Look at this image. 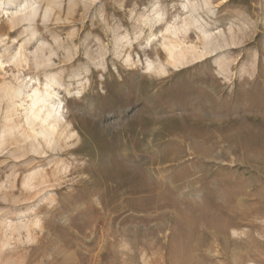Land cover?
<instances>
[{
  "label": "rangeland",
  "instance_id": "374dc122",
  "mask_svg": "<svg viewBox=\"0 0 264 264\" xmlns=\"http://www.w3.org/2000/svg\"><path fill=\"white\" fill-rule=\"evenodd\" d=\"M0 264H264V0H0Z\"/></svg>",
  "mask_w": 264,
  "mask_h": 264
},
{
  "label": "bare ground",
  "instance_id": "6f19581e",
  "mask_svg": "<svg viewBox=\"0 0 264 264\" xmlns=\"http://www.w3.org/2000/svg\"><path fill=\"white\" fill-rule=\"evenodd\" d=\"M25 10V9H24ZM50 94V93H49ZM54 95V94H53ZM50 97V96H49ZM46 99V98H45ZM44 97L41 96H37L35 99H33V106H36L37 104L39 105L38 110H40V106H42V103L44 102ZM47 102V101H46ZM59 105V104H58ZM52 107H54V104L52 105ZM56 107V106H55ZM59 107V106H58ZM36 109V108H35ZM49 113V112H48ZM50 114V113H49Z\"/></svg>",
  "mask_w": 264,
  "mask_h": 264
}]
</instances>
